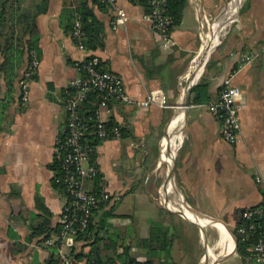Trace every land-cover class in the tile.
<instances>
[{
	"label": "crops",
	"instance_id": "1",
	"mask_svg": "<svg viewBox=\"0 0 264 264\" xmlns=\"http://www.w3.org/2000/svg\"><path fill=\"white\" fill-rule=\"evenodd\" d=\"M115 1L133 19L114 30V11L95 8L96 16L105 26V44L102 49L91 52L101 58L103 68L122 78L130 98L134 101L145 98L146 87L151 82H159L166 92V81L172 73L188 80L201 40L194 0H188L181 24L173 30L175 46L171 52L161 49V41L149 21L143 18L140 6L129 0ZM223 1L200 0V4L204 13H215ZM67 2L49 0L48 11L37 19L41 59L36 79L30 83L28 99L23 102L19 98L18 83L10 90L3 84L0 92V264H49L51 255L57 253L55 246L44 243L46 233L34 237L33 233L42 228L58 227L66 202L65 193L52 185L51 165L58 154L57 143L66 129L64 92L77 76L74 62L85 57L64 30L61 13ZM125 42L128 45H124ZM263 48L264 0H246L204 75L210 82L209 94L213 101L222 81L237 71L242 55L250 49L259 52L255 62L239 69L234 76L243 105L242 138L237 145L227 144L222 138L220 121L202 104L189 105L184 109V121L182 117L179 120L183 125L182 134L177 131L173 148L179 145L177 137L180 141L183 135L182 143L179 148L175 147L177 152L174 148L169 161L172 167L175 158V181L192 211L197 217L221 222L230 229L233 245V232L239 225L242 211L263 200V188L256 181L258 177L264 179ZM182 87L178 85L179 94L167 91L170 106L178 105ZM112 115L123 126L124 136L120 141L99 142L94 149L103 185L119 197V202L109 207L114 208L115 215L108 221L110 227L123 228L126 236L139 232V236L145 238L149 233L148 220L167 222L168 214H173L179 230L191 232L189 228L193 226L200 234L194 224L185 218L181 220L182 216L170 210L176 209L174 206L162 201V188L169 179V176L166 178L169 162L165 164L162 157L168 150L172 124L167 128L175 111L169 117L168 109L153 106L142 110L133 103L118 105ZM84 188L94 191L97 185L94 180L87 181ZM174 189L172 184L173 195L183 205ZM173 195L170 196L172 202ZM101 214V211L94 214L95 222L100 220ZM193 223L203 226L204 230L210 226ZM207 237L209 244L215 246L208 234ZM181 239H184L182 234ZM229 247L230 250L232 245ZM90 248L78 244L75 253H86ZM173 260L175 264H200L202 256L191 263L188 255L186 261L178 259L173 249Z\"/></svg>",
	"mask_w": 264,
	"mask_h": 264
},
{
	"label": "built area",
	"instance_id": "2",
	"mask_svg": "<svg viewBox=\"0 0 264 264\" xmlns=\"http://www.w3.org/2000/svg\"><path fill=\"white\" fill-rule=\"evenodd\" d=\"M77 1L71 0V8H75L74 2ZM148 1L150 12L143 18L149 21L152 31L158 35L161 49L171 52L175 46L171 28L173 19L166 14V0ZM101 2L115 13L112 21L114 30L128 25L133 19L130 13L116 5L115 0H101ZM194 2L198 15L200 0H194ZM70 38L85 57L74 62L73 67L77 76L70 81L63 97L67 122L64 137L57 143V153L62 155V176L57 180L64 183L67 199L58 223L59 232L44 241L49 247H57V264H77L70 256L71 247L76 245L77 234L87 229L94 210L101 204L109 208L119 202V197L114 196L104 185L99 192L87 191L84 188L85 182L93 181L100 174L99 168L89 163L87 135H94L99 142L120 141L124 128L114 120L112 115L118 105L134 103L142 110H148L153 106L172 109V106L168 104L165 89L159 82H151L147 85L145 98L132 100L125 90L122 78L103 68L101 58L84 45L79 18L73 22ZM124 45H128V42ZM258 56L259 52L255 49H250L243 54L237 71L255 62ZM39 64V59L34 55L31 67L20 82L23 102L28 99L30 83L36 75ZM237 71L222 81L215 100L201 105L220 121L223 140L233 146L237 145L242 138L241 91L234 83ZM111 122L114 126H111ZM256 181L263 188L262 203L242 211L239 225L232 238L234 248H237L238 242L245 244L250 258L256 264H264V179L258 177ZM64 246L69 248V253L62 251ZM79 264L102 263L94 259H85ZM112 264H120V262L115 260Z\"/></svg>",
	"mask_w": 264,
	"mask_h": 264
},
{
	"label": "trees",
	"instance_id": "3",
	"mask_svg": "<svg viewBox=\"0 0 264 264\" xmlns=\"http://www.w3.org/2000/svg\"><path fill=\"white\" fill-rule=\"evenodd\" d=\"M133 5L142 8L144 15L149 14L150 5L148 0H129ZM188 0H166V14L173 19L172 31L181 24L184 15V9ZM49 0H0V92L2 85L5 84L10 90L14 88L15 83L25 78V73L31 67L35 58L41 59V49L39 47L40 35L37 27V19L48 11ZM71 8V0H68L61 13V20L64 30L69 35L72 31L73 22L79 18L82 24L83 43L90 51L102 49L105 44V26L96 16L94 10L106 12L110 7L102 4L101 0H78L74 2ZM36 75L33 76V80ZM210 82L203 76L191 89L188 95V105H201L211 101L209 94ZM19 98L21 99V87L19 88ZM114 126L113 122L110 123ZM63 133L60 137H64ZM125 134L123 129L122 137ZM86 143L89 147V163L97 166L95 147L99 141L94 135H87ZM62 155L57 154L51 170L54 172L52 185L55 189L65 193L67 191L63 182H58L61 178ZM98 167V166H97ZM97 189L93 192H99L103 186L101 173L94 179ZM101 211L100 220L94 221V214ZM242 211V210H241ZM239 212V214L241 213ZM115 217L114 208L107 209L106 205L101 204L94 210L90 218L87 229L79 232L75 238L76 245L71 247L70 256L74 258L75 263L79 264L83 260L94 259L102 264H112L118 260L120 264H175L173 260V249L175 242L181 239L178 225L175 224L174 215L168 214L167 222L148 220L149 233L145 238L136 237L132 244H119L118 234H110L104 230L109 224V219ZM59 226L52 228H42L33 233V237L40 233H46L44 241L51 238V234H57ZM82 244L84 247L90 246L86 253L77 252L76 246ZM56 247V246H55ZM57 248V247H56ZM122 248L121 251L118 249ZM246 245L238 242L236 251L247 257ZM135 249L136 254L131 251ZM141 251V252H140ZM49 264H57L56 255H51Z\"/></svg>",
	"mask_w": 264,
	"mask_h": 264
},
{
	"label": "rangeland",
	"instance_id": "4",
	"mask_svg": "<svg viewBox=\"0 0 264 264\" xmlns=\"http://www.w3.org/2000/svg\"><path fill=\"white\" fill-rule=\"evenodd\" d=\"M226 2H227V0H224L223 4L220 6L219 10H217L215 13H211V12L204 13V11H203L204 8L202 6V3L200 4V11H199V14L197 15L198 20L200 22V26H201V29H200V39L201 40H200L199 48L201 47V45L203 46L205 37L210 36L211 31L214 29V27L218 23V19H219L218 17L221 16L220 15L221 11H222L223 7L225 6ZM245 2H246V0H239L238 1V9L239 10H237L238 12H237L236 20L238 19L240 11L242 10ZM231 22L227 26V30L225 31L223 37L221 36L222 38L218 42H216V44L212 50V53L208 59V62L204 67V70L202 72L203 74L200 77V79L206 74L208 65L211 63L214 56H216L218 54L219 48H220L221 44L224 42V39L226 38L227 33L229 32V30L234 25V22L232 24H231ZM199 48H198V50H199ZM197 55H198V53L196 54V57H197ZM196 57H194V58H196ZM166 82H167L166 93H167V91H172L173 93L176 92L177 94H179L177 92L178 85L184 86L187 82V78L185 76L179 77L177 74L172 73L171 75H169V78H167ZM168 111H169V117L171 115H173L174 111L172 109H168ZM175 118H176V113H175V117H173L171 122H169L167 130L169 129L170 125L173 123ZM181 123L182 122H180V121L178 123L179 124V130H180V127L182 126ZM179 139L180 138L177 137V143L179 142ZM161 146H162V141H161ZM165 167L166 166H164V169H163L164 171H165ZM150 191L152 192L153 190H150ZM162 192H163V195H165L163 188H162ZM159 194L160 193L156 194L158 196V197L156 196L158 198V200L160 199ZM172 200H173V203L175 204V206L180 209V207H179L180 204L177 202V200L175 198H172ZM170 209L175 210L174 208H170ZM178 217H180V216H178ZM180 218H181V220L185 221V219L183 217H180ZM191 221L192 222H195V221L198 222V219L197 220H191ZM200 223L204 224V222H202L201 220H200ZM179 224L181 225V223H179ZM119 226H121V225H119ZM107 227H108L107 229L109 230L110 234H112V235L118 234L117 240H118L119 244H121V243H124L126 245L132 244L133 241L136 239V237L137 236L139 237V234H138L139 232L136 233V235L131 233V234H129V236H126L125 230L123 228L118 227L119 228L118 229V228H114L113 226L110 227V225H108ZM138 227H139V225H138ZM180 228H183V227H180ZM189 230H191V232L188 230H186V231L180 230V233L183 235L184 239H179V240H176V242H175L174 251H175L178 259L186 261L187 255H188V258H191V260H192L191 263H193L195 260H197L198 258H200L202 256V260H200L201 261L200 264H208L209 263V260H207L209 258L208 251L210 249H213V247H214V253L219 258V261L217 264H256L250 258L249 255L247 257H244L236 251L232 252L234 245H233L232 240H231L230 235H232V231L230 229L227 230L229 233L228 234L229 235V238H228L229 239V246L232 245V248L229 251H227V247H226L227 244H223L220 242L221 236L219 235V232L216 231L217 229H215L214 227L208 226L205 230H206L207 234L209 235V239L214 243L215 246H212L211 244H209L208 238L202 240L200 234L198 233V231L193 226H192V228H189ZM233 234H234V232H233ZM219 249H221V250H219ZM118 250L121 251L122 248H119ZM184 250L186 251V253ZM62 251L64 253H68L69 248L67 246H64ZM131 252L136 254L135 252H137V250L133 249ZM181 254L183 255L182 257H180Z\"/></svg>",
	"mask_w": 264,
	"mask_h": 264
},
{
	"label": "bare ground",
	"instance_id": "5",
	"mask_svg": "<svg viewBox=\"0 0 264 264\" xmlns=\"http://www.w3.org/2000/svg\"><path fill=\"white\" fill-rule=\"evenodd\" d=\"M238 1L239 0H229L226 7L221 12V14H220L221 16L218 17L219 18L218 23L216 24L214 29L211 31L210 36L205 37L203 46L201 45L197 57L192 62L191 68H190V75L188 78L195 79V81H197L199 79V77L201 76V74L204 70V67L206 65V62L208 61L216 42H218L223 37L225 31L227 30V26L229 25V23L232 21L231 22V24H232L236 20V16H237V12H238L237 10H239L238 9ZM185 93H186V89L182 91V96H181V99H180L178 105L172 106L173 111H175V113L177 112V114L179 115V119L178 120H176V118L174 119V121L171 125V129H170L169 134H168V139H167L168 150L165 153V155L162 157V160L165 164H167L171 160L172 155L174 153L173 152L174 148L178 146V144H177V146H175L173 148V146L175 145V137L177 136V131L180 132V135L182 134L183 125L180 127V130H179V124L178 123H179V120L181 117H182V121H184V111L186 110V108H185V103L183 105V102H185L184 101ZM175 150H176V148H175ZM174 156H175V154H174ZM172 168H173V165L171 167V164L169 162L168 172L166 175V178L169 176V179H167V181H165L164 187H163L164 194L166 193L167 197H164V195H163L162 201L165 205L170 204L177 209V210L176 209L175 210L170 209L171 211H175V212L179 211L181 214L185 215L188 219L197 220L198 218L196 216V213H194V211H188L186 208H184L180 199L175 197L171 191L172 190V184H173V178L171 177ZM173 192L175 195H177L175 189ZM171 195H173L176 198L177 202L180 204L179 205L180 209L177 208L175 206V204L170 200ZM200 220L202 222H204V224L213 226L219 231V233H220L219 235L221 236L220 242L223 244H227L226 247H227V251H228L230 248L229 247V239H228L229 233H228L227 229L225 228V226L221 222L210 220L208 218L199 217L198 222H200ZM219 250H221V249H219ZM208 256H209V258L207 259V260H209L208 264H212V262H211L212 258L215 259V264L218 263L219 258L214 253V247H213V249H210L208 251Z\"/></svg>",
	"mask_w": 264,
	"mask_h": 264
},
{
	"label": "water",
	"instance_id": "6",
	"mask_svg": "<svg viewBox=\"0 0 264 264\" xmlns=\"http://www.w3.org/2000/svg\"><path fill=\"white\" fill-rule=\"evenodd\" d=\"M235 21H236V20H235ZM235 21H234V22H235ZM214 24H215V23H214ZM214 24H213V25H214ZM207 62H208V61H207ZM207 62H206V64H207ZM202 74H203V73H202ZM202 74H201V76H202ZM201 76H200V77H201ZM200 77H199V79H200ZM199 79H198L197 81H195V79L188 78L186 84L182 87V91L186 89V93H185V102H184V103H185V108H186V110H187L188 107H189V105H188V95H189L190 89H191V88H192V87H193V86L199 81ZM181 96H182V94H181ZM184 113H186V111H185ZM185 115H186V114H185ZM182 140H183V135H182L181 140L179 141L178 148L180 147V145H181V143H182ZM178 148H177V149H178ZM176 152H177V150H176ZM171 177L173 178V186H174V188H175V191H176V193L181 197L182 202H183V205L185 206V208H186L188 211H192V209L190 208L189 204H188L187 201L185 200V198H184L182 192H181L180 189L178 188V186H177V184H176V181H175V159H174V162H173V168H172V170H171ZM173 213L182 216V217L185 218L187 221H189V222H191L192 224H194V225L199 229L200 234H201V237H202L203 240L208 238V237H207V233H206V231L203 229V226H200V225H198V224H196V223H193L190 219H188L185 215L181 214L179 211H177V212H173ZM212 264H215V259H213V258H212Z\"/></svg>",
	"mask_w": 264,
	"mask_h": 264
}]
</instances>
